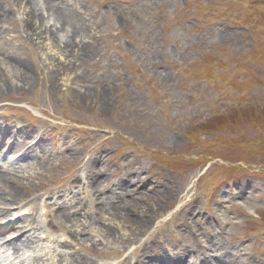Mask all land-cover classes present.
<instances>
[{"label": "rangeland", "instance_id": "obj_1", "mask_svg": "<svg viewBox=\"0 0 264 264\" xmlns=\"http://www.w3.org/2000/svg\"><path fill=\"white\" fill-rule=\"evenodd\" d=\"M0 140V204L94 209L15 264H264V0H0Z\"/></svg>", "mask_w": 264, "mask_h": 264}, {"label": "bare ground", "instance_id": "obj_2", "mask_svg": "<svg viewBox=\"0 0 264 264\" xmlns=\"http://www.w3.org/2000/svg\"><path fill=\"white\" fill-rule=\"evenodd\" d=\"M48 9V8H47ZM56 9V8H55ZM53 10V9H48L47 10V12L50 14V12H51V14L53 13V15H56L57 16V19H58V21H59V24H61V25H59V29L61 28H64V26H65V21H63V18H62V16L65 18V16H67L65 13H61L62 11H59V10ZM29 12V11H28ZM28 12H26V17H28L29 18V20L31 21V19H32V15L31 14H33L32 13V11H31V14L30 13H28ZM29 14H30V16H29ZM50 14V15H51ZM27 19V18H26ZM33 20V19H32ZM27 21H28V19H27ZM68 21H69V18H68ZM76 26H73L72 28H69V31H70V38H71V40L70 41H68V46H71L72 45V39H73V35H76V34H78L79 33V30H78V28H75ZM74 28V29H73ZM47 37H48V39L49 40H51V41H53L52 39H54L55 37H56V35H55V33H53L52 31H48L47 33ZM11 171V174L12 175H14L15 176V173H14V171H13V169H11L10 170ZM6 173V172H5ZM11 177H13V176H11ZM11 177H9V183H11L12 184V186H16V185H18L19 183H18V181H16V180H14L13 178H11ZM88 177H89V183H88V186L90 187L91 186V188L90 189H94V184L96 183V178L94 177V172L92 173V174H88ZM4 181V179H3V176H2V174H0V181ZM93 184V185H92ZM137 184H144V181H143V179H141V178H138V177H136V181H135V185H137ZM93 186V187H92ZM97 188V187H96ZM13 191V190H12ZM96 192H98L97 190H96ZM99 193V192H98ZM97 193V194H98ZM11 200H6V201H8V202H10V203H13L14 201H12L13 199H14V197H12V198H10ZM110 209H111V207H109ZM118 208H119V206H118ZM61 209V208H60ZM114 209V208H113ZM112 209V210H113ZM107 211H109V209H107ZM114 211V210H113ZM2 214H4L5 213V211H2L1 212ZM87 214V213H86ZM16 227V225L15 224H11V225H9L8 226V229H13V228H15ZM48 227V225H46V228ZM58 226H56V228H57ZM89 227V226H88ZM6 228V227H5ZM61 228V227H60ZM84 228L85 227H83V230L81 231V232H79L80 234H82L83 235V233H85V230H84ZM6 231V229L5 230H2V232H5ZM49 231H51V228L49 227ZM4 234V233H3ZM1 236L2 235H0V238H1ZM26 238H28V236L26 237ZM28 242L29 241H25V240H23V245L24 244H28ZM171 243H172V245L173 246H179L180 244H181V241L178 239V240H173V241H171ZM9 244V243H8ZM13 244V243H12ZM12 244H9V245H12ZM16 245V244H15ZM11 247H13V246H11ZM183 248V247H182ZM219 249H220V246H219ZM15 250H17V249H15ZM207 256L208 257H212L210 254H207ZM211 259V258H210ZM228 260V258H222V255H214L213 256V259L212 260H210V262L212 261V263L213 264H225V262ZM210 264V263H209Z\"/></svg>", "mask_w": 264, "mask_h": 264}, {"label": "trees", "instance_id": "obj_3", "mask_svg": "<svg viewBox=\"0 0 264 264\" xmlns=\"http://www.w3.org/2000/svg\"><path fill=\"white\" fill-rule=\"evenodd\" d=\"M218 120H221L220 118ZM210 127H208L207 129L209 130Z\"/></svg>", "mask_w": 264, "mask_h": 264}]
</instances>
